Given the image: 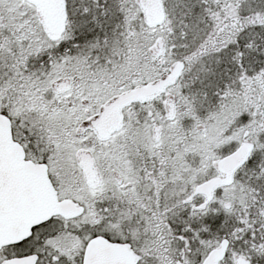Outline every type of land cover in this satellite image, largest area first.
Masks as SVG:
<instances>
[{
	"label": "snow or ice",
	"instance_id": "6c2138e0",
	"mask_svg": "<svg viewBox=\"0 0 264 264\" xmlns=\"http://www.w3.org/2000/svg\"><path fill=\"white\" fill-rule=\"evenodd\" d=\"M0 264H264V0H0Z\"/></svg>",
	"mask_w": 264,
	"mask_h": 264
}]
</instances>
